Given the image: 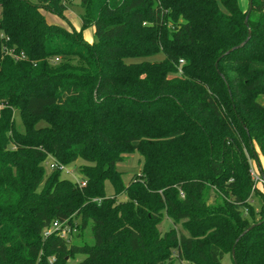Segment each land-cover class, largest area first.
<instances>
[{
    "label": "trees",
    "instance_id": "obj_1",
    "mask_svg": "<svg viewBox=\"0 0 264 264\" xmlns=\"http://www.w3.org/2000/svg\"><path fill=\"white\" fill-rule=\"evenodd\" d=\"M66 2L0 0V264H264V0H80V31Z\"/></svg>",
    "mask_w": 264,
    "mask_h": 264
},
{
    "label": "rangeland",
    "instance_id": "obj_2",
    "mask_svg": "<svg viewBox=\"0 0 264 264\" xmlns=\"http://www.w3.org/2000/svg\"><path fill=\"white\" fill-rule=\"evenodd\" d=\"M33 3H37L39 0H29ZM240 7L242 11L245 13L248 10V0H239ZM80 0H67L66 5L67 9L66 12L64 13L65 18H60L57 17L47 11H42V14L44 15L47 23L49 24H55L58 25L68 31H72L75 29L74 25H78L79 22H81V15L83 14V10L79 6ZM0 14H1V8H0ZM94 28L91 27L87 29L84 32V36L86 39H92V41L95 40L94 38ZM90 37V38H89ZM164 59V55L162 53H159L158 55L147 59L148 61H162ZM138 61V60H137ZM260 103L264 105V97L260 99ZM14 122H15V128L18 132L23 133L24 128L21 122L20 114L15 111L14 113ZM39 126L43 127L45 126L44 122H41ZM256 153H257V160L252 159L251 162V170L255 171L254 176H259L261 174L260 170H258L257 166L260 164V166L264 169V159L262 155L260 154L259 150L256 148ZM85 163L82 160H78L76 163L71 164L67 167H64L61 172H62V177L64 179L70 180L72 182H80L81 181V174H80V167L84 165ZM54 162L51 158L47 160V162L44 164V168L46 171V175H50L51 172L53 171ZM142 167V158L138 153H131L126 156H124V161L118 165V170L121 172H124L123 176V183L124 185H127L131 178L133 177L134 174H137L140 172ZM258 170V171H257ZM114 193L113 187L110 184V182L105 183V194L106 196H112ZM120 200L124 201L126 200L125 197H121ZM252 204L254 209L258 212L261 209V201L258 197H253L252 198ZM259 217L257 216V219ZM173 226L172 222L169 220H165L162 224V226L159 227L161 231L167 230L170 226ZM176 228L178 230H181V226L177 225ZM70 244H88V245H93L94 244V239L91 234L90 228H87L86 230H81L80 227H74L73 232L68 238ZM84 256H76L74 259L68 260L67 264H76L77 262H80L84 259ZM223 264H230L228 257L224 260Z\"/></svg>",
    "mask_w": 264,
    "mask_h": 264
},
{
    "label": "built area",
    "instance_id": "obj_3",
    "mask_svg": "<svg viewBox=\"0 0 264 264\" xmlns=\"http://www.w3.org/2000/svg\"><path fill=\"white\" fill-rule=\"evenodd\" d=\"M1 109H2V106H0V112H1ZM53 167L55 168V164ZM254 172L255 171L251 170V175H252V178H253L255 184L264 186V177L262 176V174H259V176H254L255 175ZM83 185H85V184L82 183V186ZM72 232H71L70 227L68 225H66V223H61V222L56 221V222H53L51 224V226L43 232V237L47 238L53 234H57L61 239L67 240ZM53 260L54 259H52V262H53Z\"/></svg>",
    "mask_w": 264,
    "mask_h": 264
},
{
    "label": "crops",
    "instance_id": "obj_4",
    "mask_svg": "<svg viewBox=\"0 0 264 264\" xmlns=\"http://www.w3.org/2000/svg\"><path fill=\"white\" fill-rule=\"evenodd\" d=\"M81 26H82L81 22H79L78 25H74L76 31H80V30H81ZM84 32H85V31H84ZM93 33H94V32H93ZM84 38H85V40H86L87 42H89V43H92V42H93L92 39H91L90 37H89L90 39H86L85 36H84Z\"/></svg>",
    "mask_w": 264,
    "mask_h": 264
},
{
    "label": "water",
    "instance_id": "obj_5",
    "mask_svg": "<svg viewBox=\"0 0 264 264\" xmlns=\"http://www.w3.org/2000/svg\"><path fill=\"white\" fill-rule=\"evenodd\" d=\"M249 8H250V10H251V8H252L251 4H250V7H249ZM246 23H247V21H246ZM249 38H250V33H249ZM249 38H248V39H249ZM243 45H244V44H243ZM253 227H254V226H252L251 228H253ZM251 228H249L248 231H249ZM245 233H246V232H245ZM232 254H233V256H234V251H233Z\"/></svg>",
    "mask_w": 264,
    "mask_h": 264
}]
</instances>
